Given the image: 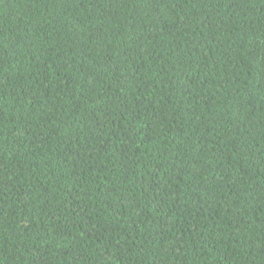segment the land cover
I'll use <instances>...</instances> for the list:
<instances>
[{
    "label": "trees",
    "instance_id": "16d2710c",
    "mask_svg": "<svg viewBox=\"0 0 264 264\" xmlns=\"http://www.w3.org/2000/svg\"><path fill=\"white\" fill-rule=\"evenodd\" d=\"M0 264H264V0H0Z\"/></svg>",
    "mask_w": 264,
    "mask_h": 264
}]
</instances>
